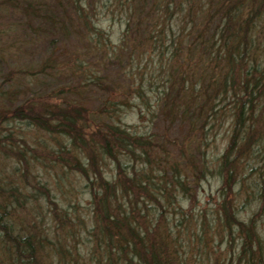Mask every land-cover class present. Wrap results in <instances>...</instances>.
Listing matches in <instances>:
<instances>
[{
    "label": "trees",
    "instance_id": "obj_1",
    "mask_svg": "<svg viewBox=\"0 0 264 264\" xmlns=\"http://www.w3.org/2000/svg\"><path fill=\"white\" fill-rule=\"evenodd\" d=\"M84 2L67 0L69 17L45 4L7 0L5 7L63 38L78 25L92 51L117 62L120 54L129 65L147 58L149 91L156 80L161 90L151 98L140 82L102 93L91 109L58 86L0 107V165L11 172L0 181V264H201L195 252L221 256L225 247L227 264H264V0H108L105 9L123 18L117 46ZM96 86L105 85L98 78ZM131 105L167 129L187 123L188 136L197 135L194 153H174L175 140L121 125ZM225 115L227 142L208 159L210 132ZM43 170L78 176L88 222L35 179ZM207 177L219 181L216 202L194 214L184 204ZM242 207L254 210L242 217Z\"/></svg>",
    "mask_w": 264,
    "mask_h": 264
},
{
    "label": "rangeland",
    "instance_id": "obj_2",
    "mask_svg": "<svg viewBox=\"0 0 264 264\" xmlns=\"http://www.w3.org/2000/svg\"><path fill=\"white\" fill-rule=\"evenodd\" d=\"M5 1L7 0H0V107L11 108L31 97L44 96L58 86L63 87L66 91L69 88L73 89L75 98L83 99V103L91 109L98 107L102 93L111 94V96L122 94L140 82L151 98L161 90V81L156 80L151 93L149 91L147 81L150 78L151 67H144L149 64L147 58L139 64L136 61L130 65L126 64L122 54L118 55L120 62H117L115 58H106L87 46L82 39L83 34L78 25L72 27L73 29L77 28L78 32L74 30L75 33H73L71 30L64 38L59 37L57 33L48 34L47 30L39 27L40 24L37 22L29 21L30 19H26L20 12L6 8ZM17 1L45 4L55 13L63 15V10H65L64 13L67 17L71 16L67 0ZM107 1L86 0L84 4L87 5L89 19L102 30L105 36L110 38L111 46H117L124 29L121 26L123 18L118 12L112 13L105 9L104 3ZM26 23L30 25L29 28ZM50 38L53 40L50 41ZM153 61L152 65L157 67V61ZM44 65H50L51 68L42 69ZM98 78L105 86H96ZM135 104L137 103L135 102ZM138 110L131 105V108L122 112L120 114L121 125L139 133L159 135L175 140L176 144L171 149L174 153L180 147H185L188 152L194 153L192 139H195L197 135L192 138L188 136L189 126L187 123L176 122L167 129V125L161 120L159 121L157 117L153 118L145 110V107L141 112ZM230 125L231 119L228 115L217 118L210 132L214 144L207 149L206 157L208 159L221 154L230 134ZM23 131H25L24 128ZM10 175V169L0 165V181L5 177L10 178ZM33 175L36 177L35 179L48 183L53 199L59 203L60 207L68 209L69 212H77L82 219L88 222L90 217L89 197L86 191L81 189L80 185L83 183L80 182L77 175H68L62 178L58 173L59 178H57L50 170L37 171ZM57 181H60L59 185ZM218 187L219 181L215 177H207L200 181L195 201L191 204H184L185 208L191 209L194 214L200 209H210L216 202ZM75 204L79 205L76 210L73 208ZM253 210L252 207H242L241 216L248 217ZM40 213L38 217L44 226L49 222L46 204L42 203ZM31 214L35 218L34 215L37 213L34 211ZM80 241L82 244L86 242L84 234L80 236ZM79 247L82 248L80 245ZM219 251L221 256L210 253L198 255V252H195V256L201 264H214L216 257H220V264H227L226 247L220 248Z\"/></svg>",
    "mask_w": 264,
    "mask_h": 264
}]
</instances>
